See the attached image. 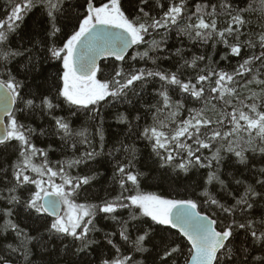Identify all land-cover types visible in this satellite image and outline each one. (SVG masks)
<instances>
[{"label":"snow or ice","instance_id":"obj_1","mask_svg":"<svg viewBox=\"0 0 264 264\" xmlns=\"http://www.w3.org/2000/svg\"><path fill=\"white\" fill-rule=\"evenodd\" d=\"M0 264H264V0H7Z\"/></svg>","mask_w":264,"mask_h":264},{"label":"trees","instance_id":"obj_2","mask_svg":"<svg viewBox=\"0 0 264 264\" xmlns=\"http://www.w3.org/2000/svg\"><path fill=\"white\" fill-rule=\"evenodd\" d=\"M7 4V0H0V18L3 17V9Z\"/></svg>","mask_w":264,"mask_h":264}]
</instances>
